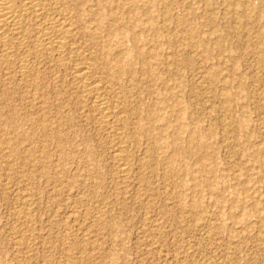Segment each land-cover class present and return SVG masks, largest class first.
Returning <instances> with one entry per match:
<instances>
[{"label": "rangeland", "instance_id": "374dc122", "mask_svg": "<svg viewBox=\"0 0 264 264\" xmlns=\"http://www.w3.org/2000/svg\"><path fill=\"white\" fill-rule=\"evenodd\" d=\"M75 10L98 82L133 68L105 97L122 103L134 170L121 181L122 123L99 127L76 63L45 58L36 89L0 53V264H264V0Z\"/></svg>", "mask_w": 264, "mask_h": 264}, {"label": "bare ground", "instance_id": "6f19581e", "mask_svg": "<svg viewBox=\"0 0 264 264\" xmlns=\"http://www.w3.org/2000/svg\"><path fill=\"white\" fill-rule=\"evenodd\" d=\"M106 1H108V0H106ZM59 3L63 4L62 6L66 5V4L70 5V3H72L75 5L74 7L78 9L81 5H83L84 0H0V53L2 54L3 61H5L8 65L12 66L13 69L16 70V72L19 75V77L21 78V80H25L23 82L24 83L27 82L30 85L29 88H31V86L33 88H36L40 78L43 77V76H41V71L43 74V72L45 70L44 71H43V69L41 70V67L43 66V63L41 64V62H42V60L44 61L45 58L51 59L49 61L55 62V64L60 68H62V67L65 68L66 64H68L67 62H69V61L72 64L76 63L75 69L72 68L75 71L74 72L75 73V82L74 83L80 89V90L79 89L78 90L81 91V93H82L81 96H82L83 100H86V101L92 100L93 101L92 105H94V106L92 108L94 110L93 109L92 110L95 111L94 113H96L98 116V119H97L98 121L97 120L96 121L98 122L99 127L103 130L109 131V129L113 127L112 125H114V122L116 120H119L122 123L121 124L122 127L120 126L122 132L121 133L119 132V134H118V132H115L118 135L115 138V143H114V141H113V143H114V145L116 144V146L114 148V153H115V157L117 160V165H116L117 167L116 168L118 169V173H119L118 176L121 177V181L123 180V182H127L130 178L131 172L134 170L133 169L134 167H132V165L135 166L134 164L131 163V161H132L131 159L133 156V155L131 156L132 151H131V153L129 152L130 151L129 148H131V147H129L130 139L128 138L130 136H127L128 126H127L126 122L128 120L126 121V117H125V119L123 118L124 116L120 117L122 115V113L118 111V109L120 107H118L115 104L117 102L113 103L114 101L112 102L105 97V91L108 87H109L108 89L113 90V89H117L116 87H118L119 85L128 83L129 82V80H128L129 75L128 74H130L133 71L132 70L133 68H131V65H130L131 63H129L128 66H125V65L120 66L119 65L117 73L114 71L117 76H115L113 78V80H111L110 84H108L109 86L107 84H104V85H107L108 87L102 86V84H100V81L98 82V80L94 76L95 71L98 69V67L95 64L97 61L94 62L93 59H92V61L84 60L83 57H81V56L85 57V55H82L79 52L80 49L77 48L76 39L79 36V32H78V29L76 27V21H77L79 16H78L75 8L72 6L73 7V9H72L70 6L69 10L66 8V10L58 13L56 11V9H57L56 6H58L57 4H59ZM62 9H63V7H62ZM62 9L60 8L59 11ZM111 22H113V21H111ZM114 22L112 24H114ZM114 28H116V27H114ZM80 29H82V28H80ZM110 30H111V27H110ZM120 32H122V30L119 31V33ZM91 34L94 35V33H91ZM123 34H125V33H123ZM126 34H128V32ZM95 35H97L96 32H95ZM98 39H95L94 41L100 43V40H98ZM133 40L136 43V45L134 44L135 45L134 48L136 49L135 50L136 56L144 57L145 55H147L145 52L141 51V48L139 47V45H137V42H139L137 35L134 36ZM119 41H118V43H119ZM122 41H125V40H122ZM109 42L110 41H108V43ZM108 45L109 46L111 45V47L113 46L112 44H108ZM122 45H123V42H122ZM86 49H87V47H86ZM115 49H116V47H115ZM133 55H135V54L133 53ZM115 56H118V54L117 55L115 54L114 57ZM2 58L0 60H2ZM109 58L110 57H108V59ZM87 59H89V58L87 57ZM114 59H116V58H114ZM72 64H70V65H72ZM107 64H108V62H107ZM0 65H2V64H0ZM58 67H57V69H58ZM72 67H74V66H72ZM70 68H71V66H70ZM67 69L68 68H66V70ZM9 70H7V71H9ZM105 71H107V70H105ZM99 72H101V71H99ZM101 73H103V72H101ZM106 73H108V71ZM133 73H134V71H133ZM96 74L97 73H95V75ZM8 75H10V74L8 73ZM131 78H133V76ZM108 81H109V79H108ZM106 82H107V80H106ZM131 82H132V79H131ZM24 85L26 86V84H24ZM125 86H127V85H125ZM120 88H121V86H120ZM78 94H80V92H78ZM115 98H117V97H115ZM34 99H36V98H34ZM115 100H117V99H115ZM117 101H119V100H117ZM228 101H230V100H228ZM80 102L82 103V100ZM120 102H118V103H120ZM120 104H122V103H120ZM124 113H123V115H124ZM228 113H230V111ZM125 116H126V114H125ZM230 116H231V114H230ZM117 125H119V124H116V126ZM101 129H100V131H101ZM118 131H120V130H118ZM172 136H174V135H172ZM131 139H133V136ZM134 139H136V138H134ZM173 144L177 145L178 141L175 140V142ZM179 147H181V146H179ZM55 167H57V166H55ZM143 170L144 169H142V171ZM62 171H63V169H62ZM58 173H60V172L58 171ZM29 199H30V197H29ZM30 203H32V202L30 201ZM26 206H27V204H26ZM30 206H32V205H30ZM29 209H30V207H29ZM30 212H31V210H30ZM30 212H28V213L30 214ZM23 214H24V212H23ZM27 224H29V222ZM160 226H162V225H160ZM158 228H160V227H158ZM21 243L22 242H20V244ZM213 261H215V260H213ZM208 262H209V260H208ZM215 262H213V263H215ZM213 263H208V264H213ZM216 263H218V262H216Z\"/></svg>", "mask_w": 264, "mask_h": 264}]
</instances>
